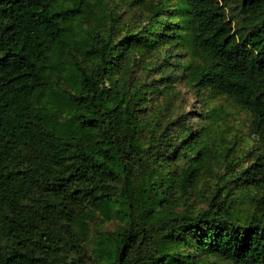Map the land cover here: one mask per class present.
I'll return each mask as SVG.
<instances>
[{"label": "trees", "instance_id": "16d2710c", "mask_svg": "<svg viewBox=\"0 0 264 264\" xmlns=\"http://www.w3.org/2000/svg\"><path fill=\"white\" fill-rule=\"evenodd\" d=\"M105 2L0 0V264H264V0H157L137 30Z\"/></svg>", "mask_w": 264, "mask_h": 264}, {"label": "rangeland", "instance_id": "374dc122", "mask_svg": "<svg viewBox=\"0 0 264 264\" xmlns=\"http://www.w3.org/2000/svg\"><path fill=\"white\" fill-rule=\"evenodd\" d=\"M157 0H106L105 3L109 4L111 11L115 12L119 16L120 25L127 27L131 30H137L140 25L144 24L145 15L147 13V8L151 3H155ZM167 5L175 6L177 0H163ZM99 12L96 6H93L92 10ZM175 13V12H173ZM93 16V14H92ZM182 16V13H178L173 17L174 21H177ZM94 19V17H93ZM87 24V23H86ZM92 24V23H90ZM94 25H105L106 23H93ZM179 51L176 54L183 56H178L175 58H183L187 63L195 64L198 62L194 55L187 52V48L183 45H179ZM153 49L148 50L142 58L140 59V64L142 67L149 66L154 62ZM177 88L178 98L175 100L174 104L177 106L181 112H191L194 109L195 103L197 101L194 96L184 87L183 83H179ZM205 103H207L208 110L218 108L222 105L225 110L221 114V121L218 122L216 126H211L212 136L214 137V142L219 143L221 140L227 142L236 141V153L238 155H244L245 152L254 146L255 140L258 138L257 133H250L248 131V116L235 104L230 102L228 99L221 94H209L204 98ZM228 112V115H225ZM197 119V118H196ZM193 120L197 123V120ZM253 198L252 192H245V194L237 201L236 210L238 212L245 211V209L250 205L251 199ZM247 210V209H246ZM109 226V225H108ZM215 264H228L225 262H217Z\"/></svg>", "mask_w": 264, "mask_h": 264}]
</instances>
